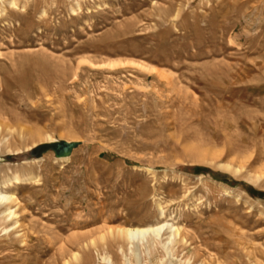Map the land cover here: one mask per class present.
Instances as JSON below:
<instances>
[{
    "label": "rangeland",
    "instance_id": "obj_1",
    "mask_svg": "<svg viewBox=\"0 0 264 264\" xmlns=\"http://www.w3.org/2000/svg\"><path fill=\"white\" fill-rule=\"evenodd\" d=\"M4 190L0 264H264V0H0Z\"/></svg>",
    "mask_w": 264,
    "mask_h": 264
},
{
    "label": "bare ground",
    "instance_id": "obj_2",
    "mask_svg": "<svg viewBox=\"0 0 264 264\" xmlns=\"http://www.w3.org/2000/svg\"><path fill=\"white\" fill-rule=\"evenodd\" d=\"M9 3H11V0H9ZM117 64H124V62H115ZM114 63V64H115ZM132 64L138 66V67H142V68H146V69H152V71H156V69L154 67H149L147 65H144L142 63H138V62H131ZM153 71V72H154ZM163 73V72H162ZM162 75V74H161ZM29 147H27L28 149ZM68 159V157H61L58 158V160H66ZM17 175V174H16ZM30 176H25L22 179H19L17 176H14L13 179L15 180V182H19L20 181H28V179H30ZM9 181V180H8ZM7 181L3 182L6 183ZM14 195L13 193L10 192H6L4 191H0V205L3 206V209L0 213H2L5 217H7V219H11L13 217H17L16 213L14 212V209H12V206L9 205V203L12 201L15 202L14 199ZM14 208V207H13ZM18 221L17 220H13L11 222V227L14 226ZM115 231L123 236H125L128 241L130 242H138L142 239H144L146 236L151 235L152 237H156L159 235V233L163 230V229H167L168 233V237H170V235L172 234V231L175 230V228L173 226H171L170 224H168L166 221L163 220H158L156 222L153 223H148V224H144V225H133V226H117L114 227ZM156 239V238H155ZM167 242V241H166ZM140 243V242H139ZM168 243V242H167Z\"/></svg>",
    "mask_w": 264,
    "mask_h": 264
},
{
    "label": "water",
    "instance_id": "obj_3",
    "mask_svg": "<svg viewBox=\"0 0 264 264\" xmlns=\"http://www.w3.org/2000/svg\"><path fill=\"white\" fill-rule=\"evenodd\" d=\"M44 146L40 151L53 150L56 157H66L68 156L72 149L77 145L75 141H56L43 144Z\"/></svg>",
    "mask_w": 264,
    "mask_h": 264
}]
</instances>
